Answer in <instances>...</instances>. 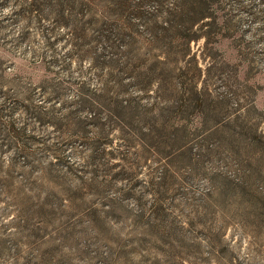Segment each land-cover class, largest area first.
<instances>
[{
    "label": "rangeland",
    "instance_id": "obj_1",
    "mask_svg": "<svg viewBox=\"0 0 264 264\" xmlns=\"http://www.w3.org/2000/svg\"><path fill=\"white\" fill-rule=\"evenodd\" d=\"M69 2L0 0V264H264V0H214L206 45L165 47L179 83L199 58L197 87L226 115L175 120L195 133L160 152L79 104L109 71L111 8ZM139 11L119 20L139 42L112 43L147 54L164 13ZM139 101L162 104L154 85Z\"/></svg>",
    "mask_w": 264,
    "mask_h": 264
},
{
    "label": "trees",
    "instance_id": "obj_2",
    "mask_svg": "<svg viewBox=\"0 0 264 264\" xmlns=\"http://www.w3.org/2000/svg\"><path fill=\"white\" fill-rule=\"evenodd\" d=\"M70 0H56V4L63 8L71 5ZM81 5L89 6L94 0H78ZM105 1L111 8V16L108 17L110 32L105 39L113 47V52L104 65H109L102 84L98 90H89L85 95L78 97L81 106L93 111L94 115L103 111L110 121V128L116 129L128 143H149L152 148L160 152L169 147L175 131L186 132L183 124L179 129L174 127L177 119H186L192 113H197L200 118L201 128H204L210 117H219L217 123L223 124L225 118L224 104L220 102H209L205 98V92L199 89L196 80L202 77L204 69L199 65V58L190 54V66L186 69L189 73L190 85L178 82L174 79L173 66L165 47H170V42L175 37L183 38L186 54H189V43L192 40L204 39L206 45L212 31L213 20L209 12V6L214 0H170L167 7H162L164 0H149L155 4V14L164 13L163 22L156 24L149 30L150 50L147 54L142 53L140 48L127 47L122 50L118 48L113 40L119 42V47H126L127 43L139 42L130 32L121 29L119 20L122 17L140 15V6L148 0H101ZM35 4H50L51 0H31ZM60 11V10H59ZM60 14V13H59ZM107 16L104 17L106 21ZM129 37H133L129 39ZM156 51H162L160 52ZM201 59H205L201 53ZM173 73V74H172ZM156 86L158 98L162 101L159 106L147 107L140 103V98L146 94L150 86ZM134 86L140 93L128 92V87ZM212 111V112H211ZM215 113V114H214ZM221 113V114H219ZM73 118L72 114L68 115ZM78 124L70 125V130L79 129ZM67 129V128H66ZM215 126L212 133L217 130ZM140 134L141 140H135L134 135ZM195 132L187 131L188 135ZM51 193L53 186H46ZM46 209H52L47 206ZM41 264H49L47 258Z\"/></svg>",
    "mask_w": 264,
    "mask_h": 264
}]
</instances>
